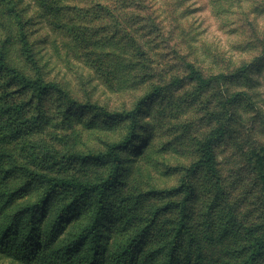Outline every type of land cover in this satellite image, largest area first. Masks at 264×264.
Segmentation results:
<instances>
[{"label":"rangeland","instance_id":"1","mask_svg":"<svg viewBox=\"0 0 264 264\" xmlns=\"http://www.w3.org/2000/svg\"><path fill=\"white\" fill-rule=\"evenodd\" d=\"M8 37L11 65L80 102L129 110L162 86L143 103L136 136L121 149L120 172L104 194L115 242L148 225L147 247L159 249L155 264H162L182 221L173 247L181 261L187 254L190 264L197 256L202 264L246 257L264 214L247 157L255 142L264 145V0H0V46ZM188 63L206 82L189 77ZM3 81L0 165L13 172L2 185H19L28 170L85 181L107 175L111 162L76 156L106 151L122 140L128 121L69 107L53 92L37 99ZM1 105L20 110L4 113ZM216 129L223 131L213 146L218 180L204 167L191 169ZM32 184L35 198L46 182ZM68 198L55 193L53 211ZM98 198L80 201L78 225L90 221Z\"/></svg>","mask_w":264,"mask_h":264},{"label":"trees","instance_id":"2","mask_svg":"<svg viewBox=\"0 0 264 264\" xmlns=\"http://www.w3.org/2000/svg\"><path fill=\"white\" fill-rule=\"evenodd\" d=\"M22 32V31H21ZM22 54L29 57V43L23 33L20 36ZM11 38L8 37L0 46V76L6 79L5 86L12 84L30 91L40 99L47 93H57L69 107L97 109L107 118L128 121V131L122 140L108 147L106 151L82 153L76 157L83 161L112 163L105 177L97 181H85L67 177H47L28 170L25 180L12 189L4 183L12 175V168L0 165V264H155L158 248L147 247L148 225L130 235L123 242H115V221L105 210L104 194L118 177L120 172V152L134 140L138 128V114L143 103L152 95L160 93V85L141 97L129 110H106L97 103L80 102L70 96L65 88L52 81L39 77L31 78L8 62L12 54ZM190 78L198 82H206L202 73L192 64H186ZM5 93H8L4 90ZM3 92V93H4ZM2 99V98H1ZM4 113L19 112L16 106L1 105ZM3 118L0 116V120ZM3 121H0L2 125ZM222 130L216 129L201 147L199 159L192 170L204 167L215 178L219 179L214 163V141L220 140ZM0 137V142L3 140ZM249 165L260 183L264 206V145L255 142L248 154ZM2 155L0 154V164ZM45 181L42 193L33 198L32 183ZM65 191L68 200L53 211L52 196ZM90 194L98 195L97 207L89 222L78 225L82 217L80 201ZM187 198H184V202ZM182 221L176 228L174 241L162 264H190L187 254L181 261L174 253L173 247L181 237ZM262 232L254 233L248 240V253L237 264H254L255 260L264 256V214ZM117 244V245H116ZM116 245V246H115ZM193 264H202L197 256Z\"/></svg>","mask_w":264,"mask_h":264}]
</instances>
